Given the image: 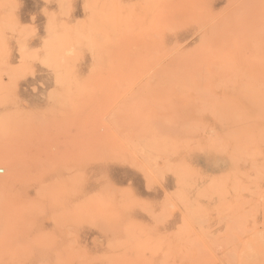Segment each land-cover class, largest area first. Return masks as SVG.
Masks as SVG:
<instances>
[{"label": "rangeland", "instance_id": "rangeland-1", "mask_svg": "<svg viewBox=\"0 0 264 264\" xmlns=\"http://www.w3.org/2000/svg\"><path fill=\"white\" fill-rule=\"evenodd\" d=\"M0 264H264V0H0Z\"/></svg>", "mask_w": 264, "mask_h": 264}, {"label": "built area", "instance_id": "built-area-1", "mask_svg": "<svg viewBox=\"0 0 264 264\" xmlns=\"http://www.w3.org/2000/svg\"><path fill=\"white\" fill-rule=\"evenodd\" d=\"M0 173H1V171H0Z\"/></svg>", "mask_w": 264, "mask_h": 264}]
</instances>
